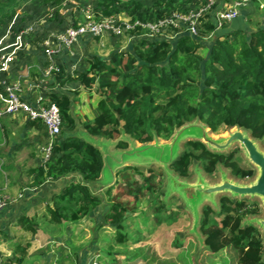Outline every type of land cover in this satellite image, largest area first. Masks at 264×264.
I'll return each mask as SVG.
<instances>
[{"label":"trees","instance_id":"1","mask_svg":"<svg viewBox=\"0 0 264 264\" xmlns=\"http://www.w3.org/2000/svg\"><path fill=\"white\" fill-rule=\"evenodd\" d=\"M23 1L0 0V25L14 17ZM206 3L207 0H154L144 5L137 0H95L94 7L96 14L103 17L126 13L130 22L147 23ZM200 21L196 37L186 33L173 40L137 37L130 41L128 49L115 50L106 59L93 56L88 68L73 76L65 75L63 69L55 72L61 85L75 82L83 89L94 88L100 99L93 118L81 120L73 113V101L67 95L47 96L58 108L61 131L51 143L48 159L27 171L28 177H32L29 187L72 173L80 177L51 195L46 205L51 223H77L102 204L101 198L84 184L100 179L102 154L76 134L78 126L92 137L116 139L115 148L120 150L128 148L125 137L139 144L155 138L168 140L175 129L195 120L204 123L212 133L240 127L264 141V28L220 33L210 14H204ZM128 33L141 34L140 28ZM202 49L207 51L205 55L200 53ZM26 126L35 128L47 141L41 121H27ZM233 155L234 151L227 156L211 152L200 141L191 140L185 142L179 158L170 167L179 177L186 178L194 161H198L206 174L224 167L232 178H251L252 171L241 168L233 161ZM161 176L154 167L127 165L118 171L115 184L105 191L109 204L103 214V221L114 228L115 243L131 241L124 223L138 212L143 201L154 208L152 215L158 224L162 220L173 223V203L166 209L159 198ZM119 186L133 198L131 209L129 202L119 198ZM218 203V208L205 205L200 211L199 234L206 250L216 254L228 247L236 252L237 264H264L259 230L255 225L244 224L245 219L258 214L257 207L228 196H220ZM142 219V229H150L147 218ZM16 224L31 235L36 233L33 218L20 215ZM27 247L18 245L16 250L21 256L3 259L1 264H21Z\"/></svg>","mask_w":264,"mask_h":264},{"label":"rangeland","instance_id":"2","mask_svg":"<svg viewBox=\"0 0 264 264\" xmlns=\"http://www.w3.org/2000/svg\"><path fill=\"white\" fill-rule=\"evenodd\" d=\"M137 1L142 2L144 5H149L154 0ZM94 3L95 0H48L47 2H44V0L23 1L21 4V6H23V13H19L21 18L19 23L21 24L20 26L37 22L34 26L42 28V30L39 29L40 31H38L33 36L34 39H30V43L28 45H30L32 41V44H35L37 41L39 42L42 40L41 43H36L38 45H36V47H42L43 40L47 38L49 34L56 33L57 30L63 29L65 26H71L72 22L74 23L79 20V12L81 8H90L92 11H95ZM57 8H61L64 12L66 10L70 12V14L66 16V21L62 19V25L57 23L59 16L56 12ZM260 10L264 11V7ZM115 17L121 21L129 19L126 13L116 14ZM41 18H48V20L53 19V21L47 24L48 22L46 21L40 22ZM252 19L253 21L261 20L259 16L256 18V15L254 18L252 17ZM44 24L47 25V28L43 27ZM2 29H4V25H0V33ZM12 30H14V28L11 27V31ZM16 30L14 31L16 32ZM217 31L219 30L217 29ZM128 40L129 39L127 38V35L117 38V40L114 39L116 43H112L103 49L105 53H107V57L113 51L126 47ZM206 52L207 51L205 49L200 50L202 55H205ZM93 89H91L92 92ZM82 90H86L83 99L87 100V91L89 90ZM83 108L85 107H82L80 104H76V107L73 110L74 112H78V116L81 119L84 113L90 114L88 110H84L85 112H83ZM91 117L93 118V114H91ZM20 119L23 122L25 120L24 118ZM14 129L15 136L19 135L20 129L18 127H15ZM228 131L230 130H219L217 133L212 134L214 137L226 136ZM124 139L125 138H123V140ZM15 140L19 142V138H17V136L15 137ZM84 140L95 146L99 145L98 141L105 144L110 143L109 151L114 152L120 150L115 148V142L117 141L116 139L108 140L99 137H92L87 134L85 135ZM41 141V148H46V141ZM158 141L164 142L168 140L162 141V139H158ZM133 144L138 145L139 143L133 142ZM184 144L185 142L180 144V151L183 150ZM258 144L260 148L264 150V141L258 140ZM235 150L237 151L235 152ZM232 151H234L233 161L237 162L241 168L252 171L253 176L251 178L243 179L241 181L247 182L250 179L252 180L256 174V170L248 162V160L244 158L237 145L222 153L227 156V154ZM180 153L181 152H179L175 158H178ZM134 158V161L136 162L129 163L130 165L141 166L143 168L154 167L160 170L162 173V176L160 177L162 183V192L159 198H161V200H163L167 205L166 209H170V203H173L174 205L176 215H174L175 217L172 218L173 223L171 225H169L166 220H162L158 224L156 222V218L152 215L154 208L146 201H143L138 212L132 213V218L127 219L124 223L126 227L125 231L131 241L120 245L115 243L114 228L103 221V214L105 213L109 204L105 194L106 188H99L98 191L95 190V192H97L96 195L101 198L102 204L91 215L77 223H64L62 225L51 223L49 220V214L46 211V205L50 202L49 200L38 202L33 200V202L30 204V207H21L19 211L25 210L26 213L30 214V216L35 217L38 231L35 236H31L28 233L22 232L18 226L15 225L17 218L15 215V218H10L11 220L6 223V229H3L0 232L2 233L0 234V237H5V240H3V246H5V249H7V251H12L14 246H17V244H21V246H30L29 250L31 252V258H36L34 263H31L33 260L28 261L31 264H92L93 260H97L98 264H237L236 252L233 249L227 247L216 254H211L206 250L202 242L198 240V237L195 234L190 233L192 226L191 214L183 207L184 205H182L176 195L171 196L170 194V189L173 188V182L170 174L172 173V175L178 176L176 173H174V171L171 170V167L169 166V168L165 171L164 168L159 164L155 162L150 163L146 158H140L139 156H135ZM197 168L200 170L202 169L200 167V163L198 161H194L190 169V173L186 177L188 181H193L195 179V172ZM119 170L115 171V181L117 180V173ZM223 170H225L228 176L231 177L226 169L223 168ZM201 172V174L204 175L206 180L209 182H214L219 179L220 173L218 172V167L210 174H206L202 170ZM104 175L106 176V178H104V182L108 180L110 181V175L108 176L107 169L105 170ZM3 180V174L1 173L0 181L3 182ZM18 180L15 181L16 185H14L12 188L14 192L20 190L22 187ZM166 184L168 186H166ZM57 186L59 187H56L55 189L52 188L51 191L53 192L56 190L55 192H58L60 190L58 188H60L62 185L60 186V184H58ZM46 189H48V187ZM116 189L118 190L117 193L120 194L119 198L123 201L129 202L128 207L131 209L133 206V202H131L133 198L125 194L123 187L119 186ZM49 190H46V195L42 197L45 200H47V196L53 194ZM240 201L246 202V204L249 206L255 205L258 209V214L256 216H264V209L261 206L259 200L244 198ZM21 204L26 205L24 199H22L18 206ZM218 204L217 198V202H215L214 205L205 203L201 206V208L205 205L218 208ZM155 205H157V202ZM186 206L187 208L189 207L188 204H186ZM161 216L163 218L165 217L163 214ZM141 217L147 218V223H149L150 229H142L143 224L145 223H143V219ZM201 223L202 217L200 215L197 232H199V226ZM4 231L6 233H4ZM259 234L263 244L264 256V235L261 230H259Z\"/></svg>","mask_w":264,"mask_h":264},{"label":"crops","instance_id":"3","mask_svg":"<svg viewBox=\"0 0 264 264\" xmlns=\"http://www.w3.org/2000/svg\"><path fill=\"white\" fill-rule=\"evenodd\" d=\"M233 1L235 0H216L215 1V10H222L225 8H229L232 5ZM264 7V1L262 0H248L247 3L243 8L240 9L239 17L235 20L225 23L218 32L220 33H227L233 29H242L249 31L254 28H264V11L260 10ZM260 8V9H259ZM263 11V12H260ZM23 13V6L16 9V14L14 17L4 24V29L1 30L0 38L6 34L7 31L11 30V27L14 30L18 28H24L26 26H34L37 22L27 24L24 26H20L21 18L19 13ZM56 12L58 13V21L59 25H62V19L66 21V16L70 14L67 10L64 12L61 8H57ZM72 15V14H71ZM256 15L261 18V20L253 21L252 17ZM65 17V18H61ZM71 19V18H70ZM41 21L48 22L47 24L51 23V21L46 19H42ZM73 23V22H72ZM75 23V22H74ZM73 23V24H74ZM77 23V21H76ZM6 27V28H5ZM45 28L47 25L44 24ZM65 28L57 30V32H61ZM42 30V28L38 26H34V31L28 38V44L30 43V39H34V35ZM13 30V32H14ZM117 40V39H115ZM42 41V40H41ZM41 41H37L36 43H41ZM33 42V41H32ZM28 45L25 49H21L17 52L14 60V64L12 65L10 71L7 74H4L0 77V79L4 81H11L15 82L18 81L21 87V92L24 97H28V99L33 102L39 96H44L46 100L47 96L52 93L56 94H65L67 95L72 102V111L76 107V104H80L84 110H88L90 114L84 113L82 116L87 118H92L91 114L94 115L95 106L100 99V97L95 93V90L87 91V100L83 99L85 91H83L82 87L79 83H67L65 85H61L56 77V73H52L49 76H44L43 71L45 69V56L42 53V47H36L35 44ZM35 42V40H34ZM116 43L114 38H106L103 42L90 38V37H82L78 40L76 44H74L72 48V53L69 54L66 50L61 49L60 53H58L54 57V63L56 64L58 71L57 73L63 69L65 75H75L77 72L84 71L88 68V62L93 56H97L101 59L107 58V53L103 49H105L110 44ZM118 43V42H117ZM38 46V45H37ZM130 46V41L126 44V47L120 48L118 50H125L128 49ZM35 50V51H34ZM92 52V53H90ZM110 55V54H109ZM23 61V62H22ZM31 72V73H30ZM36 74H38L36 76ZM88 112V113H89ZM78 116L77 111H73ZM79 117V116H78ZM20 118H23L20 115L13 116V117H2L0 119V177L1 173L3 174V182L0 181V199L6 201L7 205L2 210H0V232L5 228L6 223L10 221V218H15L20 215H25L28 218H33L34 216H30V214L26 213L25 210L19 211L21 207H30V204L35 201H50V197L52 194H48L47 200L42 198L46 194V190L52 192V188L59 187L57 186L60 184L61 189L64 185L69 184L72 181H79L80 177L76 174H68L57 179H47L44 183H42L38 187L31 188L29 184L32 181V177H28L27 171L31 168L37 167L38 165L43 164L44 160V153L45 148H41V143L43 140L40 136L39 132L35 128H29L26 126L28 120L21 121ZM81 119V120H82ZM21 122H20V121ZM18 127L20 129L19 135H16L19 138V142L15 140L14 128ZM80 130V128H77ZM83 131V130H81ZM47 134V131H46ZM48 137V134H47ZM48 143L46 141V146L49 144V137ZM29 149V150H28ZM22 160V161H21ZM25 176V177H24ZM24 177V179H23ZM18 180L21 183V188L18 191H13V186L16 185L15 181ZM25 181V182H24ZM116 182V181H115ZM114 182V184H115ZM2 183V184H1ZM48 187V189H46ZM45 189V190H44ZM56 191V190H55ZM53 191L52 193H54ZM40 197V198H39ZM24 199L26 205H19V203ZM47 204V203H46ZM18 207V208H17ZM16 215V216H15ZM15 216V217H14ZM17 219V218H16ZM36 221V220H35ZM81 221V220H80ZM15 225L16 221H15ZM18 226V225H17ZM18 228L24 232L28 233L27 231L22 230L19 226ZM7 231V230H6ZM38 231L37 222H36V233ZM4 233H6L4 231ZM34 234V236L36 235ZM2 234V233H0ZM31 235V234H30ZM33 236V235H31ZM5 237H0V256L3 259H10L19 258L21 253L16 250L17 246H14L12 251H7L5 249L4 242ZM25 247V246H22ZM35 247V246H33ZM30 246L26 249V254L24 255L23 262L21 264H31L34 263L36 258H31V252L29 250ZM52 252V251H51ZM29 263L28 261H32ZM16 264V263H12Z\"/></svg>","mask_w":264,"mask_h":264},{"label":"built area","instance_id":"4","mask_svg":"<svg viewBox=\"0 0 264 264\" xmlns=\"http://www.w3.org/2000/svg\"><path fill=\"white\" fill-rule=\"evenodd\" d=\"M216 0H207L204 6L191 9L187 12H172L168 17L159 19L156 22L140 23L139 21L119 20L114 16L103 17L96 14L90 8H81L79 20L76 25L73 23L61 32L49 34L42 42V53L45 56L46 66L43 71L44 76H49L58 71L54 63V57L60 53L61 49L72 53L74 44L82 37H90L100 42L106 38H120L127 35L133 40L142 38H163L174 39L182 33L192 37L197 36V31L201 23V17L208 13L213 19L216 30L225 23H229L239 17L240 9L245 6L248 0H235L229 8L215 10ZM140 28V35L129 34L131 30ZM34 31L33 26L20 28L16 32L9 30L0 38V77L7 74L14 64L18 51L28 46V38ZM211 37V34L209 35ZM20 115L28 121L39 120L45 126L49 137V144L45 148L44 160L49 156L50 146L54 138L61 131V118L58 108L54 103L46 100L44 96H39L31 102L28 97H24L18 81H4L0 79V119L2 117H13ZM7 203L0 199V210L6 207ZM2 258L0 257V264ZM92 264H98L93 260Z\"/></svg>","mask_w":264,"mask_h":264},{"label":"water","instance_id":"5","mask_svg":"<svg viewBox=\"0 0 264 264\" xmlns=\"http://www.w3.org/2000/svg\"><path fill=\"white\" fill-rule=\"evenodd\" d=\"M228 130L230 131H228L226 136L214 137L204 123L195 120L175 129L168 141L164 142H159L155 138L152 142L134 145L132 140L125 137L129 144L128 148L112 152L109 151L110 143L105 144L98 141L99 145L96 147L101 152L103 160L101 177L98 181L84 184L93 195L97 194L95 190L98 191L99 188L107 189L111 187L115 182V171L130 165L129 163L136 162L134 161L135 156L146 158L150 163L155 162L166 171L179 158L175 157L181 152L180 144L183 142L197 140L204 144L209 151L217 153L225 152L237 145L244 158L256 170L252 180L242 182L229 177L227 172L221 167H218L219 179L214 182L207 181L199 168L196 169L193 181L179 178V176L172 175L169 172L173 182L170 194L171 196L176 195L182 205H184L183 207L191 214L192 226L190 233L195 234L198 240L202 242L200 234L197 232V227L200 218V208L203 204L214 205L220 196H228L232 200L257 199L264 209V150L260 148L258 140L253 138L248 131L240 127H233ZM76 134L83 139L87 135L86 132L79 129H76ZM106 169L108 170V176L110 175V181L104 182ZM166 186L168 185L166 184ZM186 204L189 205V209ZM244 224L256 225L258 230H261L264 235V216H250L244 220Z\"/></svg>","mask_w":264,"mask_h":264},{"label":"flooded vegetation","instance_id":"6","mask_svg":"<svg viewBox=\"0 0 264 264\" xmlns=\"http://www.w3.org/2000/svg\"><path fill=\"white\" fill-rule=\"evenodd\" d=\"M222 168H224V167H222ZM224 169H226V168H224ZM229 174H230V172H229ZM253 176V175H252ZM246 179H249V178H246Z\"/></svg>","mask_w":264,"mask_h":264}]
</instances>
